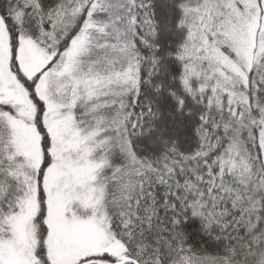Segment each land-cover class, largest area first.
Returning <instances> with one entry per match:
<instances>
[{"label": "snow or ice", "instance_id": "1", "mask_svg": "<svg viewBox=\"0 0 264 264\" xmlns=\"http://www.w3.org/2000/svg\"><path fill=\"white\" fill-rule=\"evenodd\" d=\"M0 264H264V0H0Z\"/></svg>", "mask_w": 264, "mask_h": 264}]
</instances>
